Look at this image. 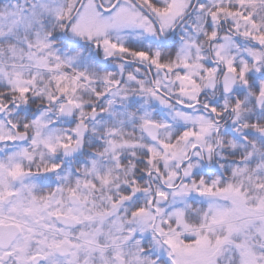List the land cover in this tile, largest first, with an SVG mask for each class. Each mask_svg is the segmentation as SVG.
<instances>
[{
  "label": "snow or ice",
  "instance_id": "obj_1",
  "mask_svg": "<svg viewBox=\"0 0 264 264\" xmlns=\"http://www.w3.org/2000/svg\"><path fill=\"white\" fill-rule=\"evenodd\" d=\"M0 264H264V0H0Z\"/></svg>",
  "mask_w": 264,
  "mask_h": 264
}]
</instances>
